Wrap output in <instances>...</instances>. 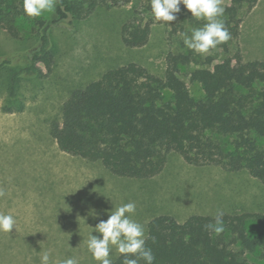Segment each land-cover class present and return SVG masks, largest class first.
I'll return each instance as SVG.
<instances>
[{"label": "rangeland", "instance_id": "rangeland-1", "mask_svg": "<svg viewBox=\"0 0 264 264\" xmlns=\"http://www.w3.org/2000/svg\"><path fill=\"white\" fill-rule=\"evenodd\" d=\"M100 3L89 17L53 27L52 71L46 76H23L15 99L10 95L9 74L18 68L0 69V213L16 219L11 233L0 232V264H41L45 252L50 264H62L70 257L79 264H96L87 247L89 236L102 237L95 232L96 225L106 221L114 207L128 202H135L132 219L145 232L147 222L160 214L184 221L193 214L217 215L219 211L264 213V183L247 170L194 165L171 152L163 170L152 177L118 176L99 161L73 156L58 147L50 123L61 118L69 96L107 70L131 62L164 76L169 53L187 52L185 35L190 37L193 29L206 23L193 18L181 4L175 21L155 20L146 45L128 47L123 25L134 7L145 9L151 0ZM231 4V0H222L223 7ZM53 13L54 9L43 16L50 19ZM16 23L20 39L0 27V62L13 58L20 66L37 37L33 22L23 17ZM227 43L228 50L219 45L201 54L202 60L210 56L213 65L224 61L235 67L239 51L245 60L264 57V0L244 15L240 36ZM46 57L39 63L44 73ZM182 77L195 96L202 94L197 81L185 73ZM249 226L254 227L252 222ZM119 254L113 249L111 259Z\"/></svg>", "mask_w": 264, "mask_h": 264}, {"label": "trees", "instance_id": "trees-1", "mask_svg": "<svg viewBox=\"0 0 264 264\" xmlns=\"http://www.w3.org/2000/svg\"><path fill=\"white\" fill-rule=\"evenodd\" d=\"M258 1L231 0L225 7L223 20L231 39L240 36L244 15ZM23 4L0 0V27L20 39L16 22L25 17L35 24L37 37L24 54V65L16 66L13 58L0 62V69L18 68L9 74L12 99L23 76L52 71L53 27L85 19L102 3L57 0L50 19L28 17ZM154 22L151 5L134 7L122 28L125 45H146ZM227 44H222L226 50ZM45 56L46 73L39 65ZM201 57L191 49L169 53L164 76L135 62L107 70L67 98L61 118L50 123L51 136L63 152L99 161L118 176L152 177L163 170L169 153L176 152L194 165L247 170L264 183V58L245 60L239 51L232 67ZM183 73L201 85V95L191 92ZM223 213L225 230L219 235L205 227L216 215L193 214L184 221L171 214L152 217L146 224V246L153 251L154 264H264V213ZM123 259L119 254L112 261L123 264Z\"/></svg>", "mask_w": 264, "mask_h": 264}, {"label": "clouds", "instance_id": "clouds-1", "mask_svg": "<svg viewBox=\"0 0 264 264\" xmlns=\"http://www.w3.org/2000/svg\"><path fill=\"white\" fill-rule=\"evenodd\" d=\"M181 4L191 12L193 18L206 21L202 28L193 29L190 37L185 35L184 44L188 49L198 54H208L231 39L223 20L226 9L222 6V0H151V12L155 20L169 24L177 19ZM55 6L56 0H24L23 4L24 12L30 18L49 14ZM2 195L3 192H0ZM135 212V202L122 204L111 210L106 221L101 220L96 225L95 232L102 234V237L91 234L87 247L98 264H113L110 256L113 249L123 255V264H139L141 260L145 264H154L153 251L146 246L148 237L145 228L132 219ZM93 213L95 216L96 213ZM223 215L219 211L215 222L207 224L206 229L216 235L224 232ZM15 226L13 215L0 213V232L11 233ZM41 264H50L47 252L41 256ZM62 264H79V260L70 257Z\"/></svg>", "mask_w": 264, "mask_h": 264}, {"label": "crops", "instance_id": "crops-1", "mask_svg": "<svg viewBox=\"0 0 264 264\" xmlns=\"http://www.w3.org/2000/svg\"><path fill=\"white\" fill-rule=\"evenodd\" d=\"M264 58V57H263ZM263 58H253V59H263ZM8 198H10V200L12 199V194L11 195H9V197H7L6 198V202H7V200H8ZM2 203H4V200H3V202Z\"/></svg>", "mask_w": 264, "mask_h": 264}]
</instances>
